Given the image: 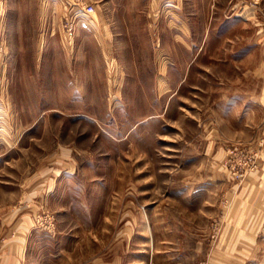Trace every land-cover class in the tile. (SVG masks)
Masks as SVG:
<instances>
[{
  "label": "rangeland",
  "instance_id": "1",
  "mask_svg": "<svg viewBox=\"0 0 264 264\" xmlns=\"http://www.w3.org/2000/svg\"><path fill=\"white\" fill-rule=\"evenodd\" d=\"M0 264H264V0H0Z\"/></svg>",
  "mask_w": 264,
  "mask_h": 264
}]
</instances>
